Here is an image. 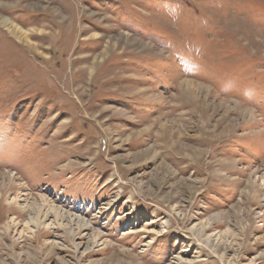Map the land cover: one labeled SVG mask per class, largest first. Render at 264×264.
Wrapping results in <instances>:
<instances>
[{"label": "rangeland", "instance_id": "rangeland-1", "mask_svg": "<svg viewBox=\"0 0 264 264\" xmlns=\"http://www.w3.org/2000/svg\"><path fill=\"white\" fill-rule=\"evenodd\" d=\"M148 263L264 264V0H0V264Z\"/></svg>", "mask_w": 264, "mask_h": 264}, {"label": "bare ground", "instance_id": "bare-ground-1", "mask_svg": "<svg viewBox=\"0 0 264 264\" xmlns=\"http://www.w3.org/2000/svg\"><path fill=\"white\" fill-rule=\"evenodd\" d=\"M101 17V16H100ZM6 23V22H5ZM2 24V23H1ZM10 25V24H9ZM9 25H7V26H9ZM14 26V25H13ZM33 27V26H32ZM31 27V28H32ZM14 29V28H13ZM16 29H17V27H16ZM19 29V28H18ZM29 30V29H28ZM17 31V30H16ZM25 31V30H24ZM24 31H22V30H20L19 29V32L23 35V36H25L26 34H27V32H24ZM15 32V31H14ZM20 36V35H19ZM27 37V36H26ZM21 39H22V37H21ZM121 39V38H120ZM111 40H113V39H111ZM121 43H122V41H120ZM108 43V42H107ZM127 43V42H126ZM116 44V43H115ZM142 44V43H141ZM107 46H108V44H107ZM131 46V45H130ZM148 46V45H147ZM183 82H185V88L183 89V92L182 93H185V94H195V92L196 91H203L202 89H200V84H196L195 82H193L192 80H184ZM207 92V91H206ZM209 94V93H208ZM241 108H243V107H241ZM232 109V108H231ZM246 109V108H245ZM244 109V110H245ZM247 110H248V108H247ZM121 111V110H120ZM118 112V111H117ZM114 113V112H113ZM241 114H243V113H241ZM245 114H246V112H245ZM251 119V118H250ZM6 175H7V177H8V181H9V187L10 188H15V186H14V184L12 183L13 182V180H14V177L10 174V173H5ZM3 179V178H2ZM15 183V182H14ZM34 199V198H33ZM36 199V198H35ZM34 199V200H35ZM47 199V198H46ZM43 200V202H46V200L45 199H42ZM50 201V200H49ZM49 203V202H48ZM47 203V204H48ZM45 206H47L48 207V205H45ZM47 207H45V208H47ZM52 207V206H51ZM36 208V207H35ZM42 210V209H41ZM46 210V209H45ZM47 212V211H46ZM46 212H42V211H40V210H37V212H36V215L34 216V218L32 219V220H29V221H31L34 225H35V227H39V226H41V225H44L45 223H43V221L47 218V215H48V213H46ZM50 212H52L53 214H54V219H57V218H59V216H61L62 214H63V212L61 213L60 211H59V209L58 208H50V211H49V213ZM51 214V213H50ZM65 215V214H64ZM67 216V218H68V220H69V222H71L73 219H72V215L71 214H67L66 215ZM77 216V215H76ZM63 217H65V216H63ZM75 218V217H74ZM47 220V219H46ZM59 221V220H58ZM56 222V221H55ZM61 222V221H60ZM57 223V222H56ZM76 224H77V226H78V228H82V227H85V228H87V222L82 218H79V217H77V222H76ZM47 225V224H46ZM90 226V225H89ZM76 227V226H75ZM95 235L96 236H98V234L95 232ZM92 236V235H91ZM205 241V240H204ZM206 242H209V238H206ZM210 243V242H209ZM213 244V243H212ZM182 259V258H181ZM149 264V263H148Z\"/></svg>", "mask_w": 264, "mask_h": 264}]
</instances>
